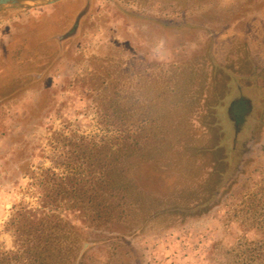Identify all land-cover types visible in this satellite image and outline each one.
Instances as JSON below:
<instances>
[{
    "label": "rangeland",
    "instance_id": "rangeland-1",
    "mask_svg": "<svg viewBox=\"0 0 264 264\" xmlns=\"http://www.w3.org/2000/svg\"><path fill=\"white\" fill-rule=\"evenodd\" d=\"M109 98L147 136L117 170L134 190L123 219L61 210L82 264H218L260 236L244 209L264 192V0H59L0 5V251L67 140L115 133Z\"/></svg>",
    "mask_w": 264,
    "mask_h": 264
},
{
    "label": "trees",
    "instance_id": "trees-1",
    "mask_svg": "<svg viewBox=\"0 0 264 264\" xmlns=\"http://www.w3.org/2000/svg\"><path fill=\"white\" fill-rule=\"evenodd\" d=\"M114 102L108 99L100 119L115 126V133L97 139L81 137L72 143L68 139V149L62 157L56 156L60 159L53 160L63 170L55 171L52 166L42 169L44 175L37 178L38 206H19L12 212L7 225L12 230L14 247L0 251V264H82L84 240L63 219L61 210L76 211L94 227L108 226L125 217L134 190L131 181L117 170L121 171L122 159L147 136V119L145 114L133 119L130 110L114 107ZM260 195H252L244 209L256 217L253 224L260 236H242L218 264H264V192Z\"/></svg>",
    "mask_w": 264,
    "mask_h": 264
},
{
    "label": "flooded vegetation",
    "instance_id": "flooded-vegetation-1",
    "mask_svg": "<svg viewBox=\"0 0 264 264\" xmlns=\"http://www.w3.org/2000/svg\"><path fill=\"white\" fill-rule=\"evenodd\" d=\"M246 99L243 97L238 98L236 101L233 102L231 110L235 115L234 124H235V130L238 131L240 128L239 125H241V121L244 120L245 113L247 111L246 106ZM245 109V111L242 113V111Z\"/></svg>",
    "mask_w": 264,
    "mask_h": 264
},
{
    "label": "water",
    "instance_id": "water-1",
    "mask_svg": "<svg viewBox=\"0 0 264 264\" xmlns=\"http://www.w3.org/2000/svg\"><path fill=\"white\" fill-rule=\"evenodd\" d=\"M59 0H0V4H16L21 7H33V6H40L51 4ZM245 109L242 111V113Z\"/></svg>",
    "mask_w": 264,
    "mask_h": 264
}]
</instances>
